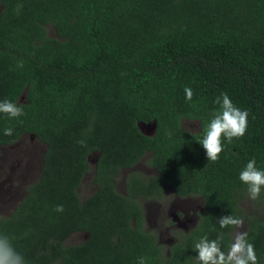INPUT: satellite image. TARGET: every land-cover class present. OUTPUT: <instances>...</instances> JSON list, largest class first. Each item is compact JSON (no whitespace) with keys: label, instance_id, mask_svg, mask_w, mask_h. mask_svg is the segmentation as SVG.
<instances>
[{"label":"trees","instance_id":"1","mask_svg":"<svg viewBox=\"0 0 264 264\" xmlns=\"http://www.w3.org/2000/svg\"><path fill=\"white\" fill-rule=\"evenodd\" d=\"M221 93L248 112V126L231 143L222 138L212 162L198 141ZM3 100L25 115L0 113V144L23 133L44 143L36 179L0 215V234L26 264H137L141 256L147 264H198L194 245L205 235L220 237L227 251L232 226L219 227L224 215L245 219L264 264V217L236 204L247 189L239 180L247 162L264 170V0H0ZM181 118L198 128H183ZM151 120L152 133L138 128ZM145 152L154 174L130 171L118 192V169ZM88 156L95 189L79 198ZM164 185L202 198L195 223L166 251L143 228L137 202ZM72 232L84 236L64 243Z\"/></svg>","mask_w":264,"mask_h":264},{"label":"rangeland","instance_id":"2","mask_svg":"<svg viewBox=\"0 0 264 264\" xmlns=\"http://www.w3.org/2000/svg\"><path fill=\"white\" fill-rule=\"evenodd\" d=\"M45 31L48 35H54L52 27L48 24L45 25ZM180 124L189 131H194L199 126L197 120L189 118H181ZM43 149V142L26 133L21 134L13 143L0 144V215L8 214L24 193L25 187L36 179ZM148 157L149 152H146L130 167L118 169L113 177L114 188L118 192L124 191L123 179L130 171L137 172L143 178L154 174ZM91 159L90 156L88 169L77 186L79 198L87 196L95 189L90 180L93 165ZM137 202L142 210L143 228L154 234L163 251H166L167 245L174 240L175 235L195 223L196 212L202 207L199 194L177 195L167 185L162 187L159 196H139ZM236 204L242 214L264 217V196L251 200L247 189H243L237 194ZM241 219L244 222L242 228L231 227L229 245L235 232H243L246 227L245 219ZM83 236L82 232H72L63 242H78Z\"/></svg>","mask_w":264,"mask_h":264},{"label":"clouds","instance_id":"3","mask_svg":"<svg viewBox=\"0 0 264 264\" xmlns=\"http://www.w3.org/2000/svg\"><path fill=\"white\" fill-rule=\"evenodd\" d=\"M185 99L192 100L193 91L191 87L184 88ZM215 103L219 109L212 113V118L207 124L203 138L198 141L206 153L207 160L215 162L223 151L222 138L229 143L233 138L244 136L248 126V112L241 110L233 104L226 93H221ZM0 113L9 118H18L25 115L23 107L9 100L0 101ZM12 128L4 129V135L11 136ZM82 146L85 141H78ZM239 180L247 185L249 199L259 198L261 189L264 188V170L256 167L255 159L247 162L239 173ZM63 205L55 207L56 212H63ZM243 219L232 215L219 217L220 228L234 226L239 229L243 227ZM198 264H258L254 245L248 241L246 231H236L228 250L221 248V238L210 240L206 235L201 237L194 245ZM0 264H26L24 257L16 251L7 235L0 234ZM137 264H147V259L141 256Z\"/></svg>","mask_w":264,"mask_h":264},{"label":"water","instance_id":"4","mask_svg":"<svg viewBox=\"0 0 264 264\" xmlns=\"http://www.w3.org/2000/svg\"><path fill=\"white\" fill-rule=\"evenodd\" d=\"M138 128L145 133H152L155 127V120H151L149 122H138Z\"/></svg>","mask_w":264,"mask_h":264},{"label":"flooded vegetation","instance_id":"5","mask_svg":"<svg viewBox=\"0 0 264 264\" xmlns=\"http://www.w3.org/2000/svg\"><path fill=\"white\" fill-rule=\"evenodd\" d=\"M17 139H18V138H17ZM17 139H16V140H17ZM16 140H15V141H16ZM145 153H146V152H145ZM145 153H144V154H145ZM142 156H143V155H142ZM89 157H90V156H88V159H89ZM92 159H93V158H92ZM92 159H91V160H92ZM92 162H94V161L92 160ZM40 166H41V161H40ZM153 169H154V168H153ZM154 171H155V170H154ZM38 173H39V171H38ZM24 192H25V190H24ZM23 194H24V193H22V196H23ZM22 196H21V197H22ZM21 197H20V198H21ZM20 198H19V199H20ZM19 199H18V200H19ZM18 200H17V201H18ZM17 201H16V203H17ZM16 203H15V204H16ZM8 213H9V212H8ZM82 234H83V233H82Z\"/></svg>","mask_w":264,"mask_h":264}]
</instances>
